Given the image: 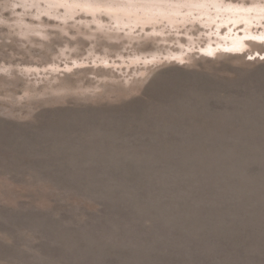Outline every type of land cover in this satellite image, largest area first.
<instances>
[{
  "label": "rangeland",
  "instance_id": "374dc122",
  "mask_svg": "<svg viewBox=\"0 0 264 264\" xmlns=\"http://www.w3.org/2000/svg\"><path fill=\"white\" fill-rule=\"evenodd\" d=\"M262 11L0 0V264H264Z\"/></svg>",
  "mask_w": 264,
  "mask_h": 264
},
{
  "label": "bare ground",
  "instance_id": "6f19581e",
  "mask_svg": "<svg viewBox=\"0 0 264 264\" xmlns=\"http://www.w3.org/2000/svg\"><path fill=\"white\" fill-rule=\"evenodd\" d=\"M216 2V1H215ZM217 3H215V5H216ZM219 5V4H218ZM205 6V5H204ZM257 7H259V6H257ZM94 8V7H93ZM260 8V7H259ZM262 8V7H261ZM260 8V9H261ZM219 9V8H218ZM220 9H221V7H220ZM227 9V8H226ZM229 9V8H228ZM260 9H257L256 7L255 8H253V14H254V16L253 17H255L256 15H258V12L260 13ZM231 10V9H230ZM259 10V11H258ZM225 11V10H224ZM227 11V10H226ZM225 11V12H226ZM137 12V11H136ZM229 11H227L226 13L227 14H218L216 17H212V16H208V18H206V20H212V21H215V22H223V23H226V22H228V21H233V23H236L237 21H240V20H242V21H244L245 22V25L246 26H248L250 23H252V20H251V18L252 17H250L249 15L252 13V10L251 9H247V8H245V9H243V12H239L238 11V9H232V12H229ZM234 12V13H233ZM237 12H239V14H237ZM263 12V11H262ZM261 12V15L264 13H262ZM230 13H233L234 15H232V14H230ZM135 15V14H134ZM171 16H172V14H170ZM169 15V16H170ZM137 16V15H136ZM166 16H168V15H166ZM170 16V17H171ZM215 16V15H214ZM218 17H220L219 19H218ZM151 18H152V16H151ZM174 18V17H173ZM140 19V18H139ZM154 19V18H153ZM161 19V18H160ZM168 19H170V18H168ZM167 19V20H168ZM175 19V18H174ZM182 19H184V18H182ZM172 20V19H171ZM178 20V19H177ZM170 21V20H169ZM175 21V20H174ZM172 22H173V20H172ZM247 29V28H246ZM240 38V37H239ZM243 41L241 40V39H237L236 37L235 38H232V39H230V41H228V40H224V41H219L218 42V44L219 45H217V47H212L210 44L209 45H207V46H205V50H207V51H210V52H212L214 49H216V48H218V46H220V47H222V48H224V49H241L242 48V46H243V44L244 43H242ZM250 43V42H249ZM156 111V110H155ZM84 133V132H83ZM111 136V135H110ZM86 143V142H85ZM54 144V143H53ZM84 147V146H83ZM82 147V148H83ZM47 150V149H46ZM76 151V150H75ZM110 211V210H109ZM49 222V221H48ZM50 224L52 225V223L51 222H49V226H50ZM136 224V223H135ZM45 225H47V223L45 224ZM130 225V224H129ZM133 226V225H132ZM68 227V226H67ZM65 229V228H64ZM67 229V228H66ZM95 229V228H94ZM99 229V228H98ZM61 230V229H60ZM68 230V229H67ZM121 230V229H120ZM131 230V229H130ZM66 231V230H65ZM144 231V230H143ZM67 232V231H66ZM69 232V231H68ZM105 232V231H104ZM148 232V231H147ZM69 233H71V232H69ZM138 233V232H137ZM64 234H67V233H65L64 232ZM99 234H101V233H99ZM110 234V233H109ZM163 234V233H162ZM125 235V234H124ZM127 236H129V235H127ZM161 236V235H160ZM164 239V238H163ZM133 240V239H132ZM137 240V239H136ZM135 245V244H134ZM164 248V247H163ZM165 249V248H164ZM151 251V250H150ZM217 254V253H216ZM211 256V255H210ZM210 256H208V257H210Z\"/></svg>",
  "mask_w": 264,
  "mask_h": 264
}]
</instances>
